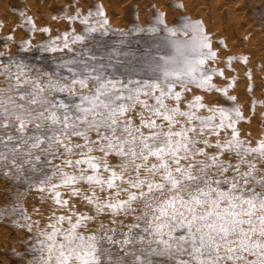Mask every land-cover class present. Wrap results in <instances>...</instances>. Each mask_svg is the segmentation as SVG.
Instances as JSON below:
<instances>
[{"label":"snow or ice","instance_id":"snow-or-ice-1","mask_svg":"<svg viewBox=\"0 0 264 264\" xmlns=\"http://www.w3.org/2000/svg\"><path fill=\"white\" fill-rule=\"evenodd\" d=\"M166 15L125 31L102 5L76 8L63 18L82 31L53 36L19 11L18 26L48 34L0 53V219L27 233L19 264H264V131L241 135L252 117L229 95L235 77L209 66L203 21ZM135 34L151 43L133 47ZM33 48L60 54L52 70L28 59ZM235 59L247 62L229 55L226 67ZM30 191L47 215L25 207Z\"/></svg>","mask_w":264,"mask_h":264},{"label":"rangeland","instance_id":"rangeland-1","mask_svg":"<svg viewBox=\"0 0 264 264\" xmlns=\"http://www.w3.org/2000/svg\"><path fill=\"white\" fill-rule=\"evenodd\" d=\"M177 3H182L184 8H175L174 5ZM212 4L216 5L214 10H211ZM96 5L103 6L110 27L125 31L136 24L147 25L157 9L167 14L166 19L169 24L181 15L201 19L207 33L211 35L212 48L218 55L215 64L209 61V66L222 68L226 77H235V87L229 89V95H235L237 97L235 103L242 106L244 115L252 117L251 123L241 122V135L251 131L253 137H258L264 131V115H261L264 113V0H0V53L15 54L19 42L29 38L30 35L33 45L47 38L48 34L39 31L30 34L26 28L18 26L20 10H26V14L34 18L37 29L49 27L52 30L51 35L55 36L71 28L81 32L84 26L79 21H68L63 18L64 15H72L76 8H80L83 13L89 9L94 11ZM229 7H233L232 10ZM54 16L56 19H53ZM10 33L14 36V40L8 42V49H4L5 37ZM141 35L135 34L131 38L133 47H147L151 43L145 38L140 39L139 44H136L135 40ZM110 37L111 40L119 39L118 34L110 33ZM59 55V53H40L35 48L27 54L32 63L47 65L48 70H52L54 58ZM229 55L246 56L247 62L235 59L229 69L226 67V58ZM42 56L47 59L41 60ZM3 59L4 57L0 56V60ZM249 71L251 79L247 75ZM3 79L0 76V87L3 86ZM213 79L220 86L228 83L219 76ZM249 84L252 85L251 91L248 90ZM192 91L204 95L207 103L224 102L219 93H202L196 88ZM253 100L257 101L255 114L250 111ZM7 183L9 182L0 181V207L7 203L3 191ZM39 196V193L30 191L24 198L25 207L29 212L32 211L33 206L40 207L47 215L46 209L50 202H42ZM38 218L40 217L33 216V219ZM9 221L10 218L0 219V264H19L22 257L17 253L23 252L26 247L23 238L27 233ZM43 223L44 220L41 219V224Z\"/></svg>","mask_w":264,"mask_h":264},{"label":"bare ground","instance_id":"bare-ground-1","mask_svg":"<svg viewBox=\"0 0 264 264\" xmlns=\"http://www.w3.org/2000/svg\"><path fill=\"white\" fill-rule=\"evenodd\" d=\"M212 6H213V4L211 5V10H212L213 8H216V7H214V6H216V5H214L213 7H212ZM229 6H231V5H229ZM229 8L232 10L233 7H232V8L229 7ZM229 8H228V10H229ZM213 10H214V9H213ZM229 13H230V11H229ZM231 13H232V12H231ZM232 15H233V13H232ZM232 15H230V16H232ZM232 17H233V16H232ZM249 125H250V124H249ZM247 127H248V126H247ZM247 130H248V129H247Z\"/></svg>","mask_w":264,"mask_h":264}]
</instances>
